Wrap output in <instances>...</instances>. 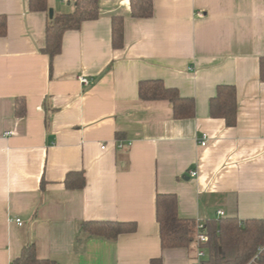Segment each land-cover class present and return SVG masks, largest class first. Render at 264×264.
<instances>
[{"label": "crops", "instance_id": "crops-1", "mask_svg": "<svg viewBox=\"0 0 264 264\" xmlns=\"http://www.w3.org/2000/svg\"><path fill=\"white\" fill-rule=\"evenodd\" d=\"M152 2L150 17L134 18L129 0H99L96 19L64 32L50 72L48 10L0 0V264L28 243L53 264H196V244L161 248L160 192L197 223L264 219V0ZM73 4L47 0L53 14ZM114 15L124 20L121 48L111 44ZM149 79L192 97L195 115L175 119L169 101L140 99L138 83ZM219 84L236 88L231 127L209 115ZM80 170L84 187L66 188V174ZM88 220L134 221L136 230L106 239L82 231Z\"/></svg>", "mask_w": 264, "mask_h": 264}, {"label": "trees", "instance_id": "trees-1", "mask_svg": "<svg viewBox=\"0 0 264 264\" xmlns=\"http://www.w3.org/2000/svg\"><path fill=\"white\" fill-rule=\"evenodd\" d=\"M130 14L134 18H147L152 15V0H129ZM30 11H47V0H28ZM99 0H74L73 10L55 13L45 26L44 45L41 51L49 58L51 72L53 58L60 52L62 36L68 30H78L84 21L98 17ZM7 32V19L0 14V37ZM124 42V20L122 16L111 18V44L121 48ZM259 76L264 81V56L259 59ZM138 96L142 100H167L172 105L175 119L191 118L195 115V101L182 96L175 87H168L161 79L141 80L138 83ZM209 115L221 118L227 126L236 124V88L230 84H219L215 95L210 97ZM17 115L24 114L23 105L15 108ZM86 179L83 171H69L64 179L68 189L83 188ZM155 218L159 227L160 245L166 248H187L196 244L197 222L193 218L178 215L177 197L174 193H157L155 197ZM83 232L116 239L120 234L136 230L134 221L88 220L81 222ZM207 240L204 244L206 256L200 264H264V219H239L220 216L204 223ZM12 264H53L50 259L37 256L33 243L26 244ZM150 264H163L161 257L150 260Z\"/></svg>", "mask_w": 264, "mask_h": 264}, {"label": "built area", "instance_id": "built-area-1", "mask_svg": "<svg viewBox=\"0 0 264 264\" xmlns=\"http://www.w3.org/2000/svg\"><path fill=\"white\" fill-rule=\"evenodd\" d=\"M64 1H67V0H64ZM203 14L202 13H198V16H202ZM79 78V81L81 83H84L86 84L87 83V79L86 77H83V76H80L78 77ZM207 134L206 133H203L199 139V143L201 145H205L206 142H207ZM130 144V143H128ZM104 147V146H102ZM118 147H123V143H121L119 141L118 143ZM196 175V172L195 171H191L190 172V176H195ZM219 215H222L223 214V211L219 210L217 211ZM15 221L18 223V224H21V220L19 218H16ZM204 223L203 222H198L197 223V226H196V264H200V260L203 259L205 256H206V251H205V248H204V244L207 240V237L204 233ZM264 248V246L260 247V250H262ZM248 264H251V262H249Z\"/></svg>", "mask_w": 264, "mask_h": 264}, {"label": "water", "instance_id": "water-1", "mask_svg": "<svg viewBox=\"0 0 264 264\" xmlns=\"http://www.w3.org/2000/svg\"><path fill=\"white\" fill-rule=\"evenodd\" d=\"M48 15H49V18L53 16V10L51 8L48 9Z\"/></svg>", "mask_w": 264, "mask_h": 264}]
</instances>
